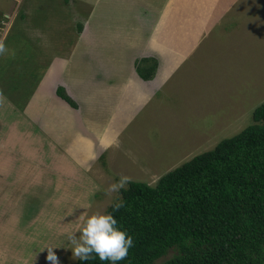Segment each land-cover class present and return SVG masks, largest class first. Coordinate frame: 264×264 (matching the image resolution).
Here are the masks:
<instances>
[{
  "label": "rangeland",
  "instance_id": "obj_1",
  "mask_svg": "<svg viewBox=\"0 0 264 264\" xmlns=\"http://www.w3.org/2000/svg\"><path fill=\"white\" fill-rule=\"evenodd\" d=\"M72 8L62 0H0V43L6 49L0 54V93L11 104L0 100V138L7 136L9 127L36 136L40 143L33 147L42 148L37 156L42 163L38 166L37 160L35 170L45 169L42 174L48 179L32 182L37 194L30 193L27 206L6 207L4 217L0 210V229L6 228L4 221H16L15 227L23 228L19 237L14 238L13 230L4 239H13L20 254L35 253L32 262L38 250L45 256L52 248L57 264H76L68 235L75 232L79 237L88 216L107 212L121 198L106 191L110 184L127 176L155 186L162 176L252 124L253 112L264 103V0H238L195 47L182 48L188 52L184 59L182 54L173 56L175 48L167 36L152 40L150 48L158 59L143 56L146 38L132 49L120 47L123 54L116 61L96 51L98 57L90 43L79 44L84 23L72 22ZM78 46L83 53L76 51ZM60 57L68 75L47 80ZM138 68L143 73L154 69L146 85H139ZM91 78L97 80L90 88L95 105L81 86ZM46 80L50 90L46 86L43 96L38 93L28 111L31 97ZM61 82L70 84L69 91ZM115 84H123L122 89ZM58 88L76 104L66 102L67 116L65 107H58L63 118L42 101ZM145 89L153 94L143 103ZM87 118L108 123L112 136L103 141ZM77 140L85 146L77 149ZM56 172L64 175L56 177ZM4 184L0 182V192ZM28 233L32 242L24 244Z\"/></svg>",
  "mask_w": 264,
  "mask_h": 264
},
{
  "label": "trees",
  "instance_id": "obj_2",
  "mask_svg": "<svg viewBox=\"0 0 264 264\" xmlns=\"http://www.w3.org/2000/svg\"><path fill=\"white\" fill-rule=\"evenodd\" d=\"M153 71L138 68L144 80ZM57 95L76 107L63 88ZM252 118L155 186L130 181L121 189L124 206L107 212L134 243L117 264H264V103Z\"/></svg>",
  "mask_w": 264,
  "mask_h": 264
},
{
  "label": "crops",
  "instance_id": "obj_3",
  "mask_svg": "<svg viewBox=\"0 0 264 264\" xmlns=\"http://www.w3.org/2000/svg\"><path fill=\"white\" fill-rule=\"evenodd\" d=\"M237 1L238 0H68L66 2V0H62L63 4H66V6L71 5L73 7L70 12V15L72 14L73 17L72 22L84 23L82 32L83 37L79 44H82L83 47L85 45L84 43H90L89 49L91 47L94 48L90 49L91 52L96 53L98 57H100L99 53L107 55L109 57V59L108 57L107 59L110 62L120 58L117 55L123 54V50H121L123 49L122 47L132 49L136 46L135 44L138 41H142L144 38L147 39L145 46L148 45V47H142L143 56L154 54L158 59V53L155 52L153 48H150V46L153 45L152 40L154 37L161 39L164 36L170 37L169 39L172 41L175 48L171 50L172 53L175 54L173 56L176 57L182 54L184 59L188 52L184 51L182 48L188 47L191 49V47H195L196 44L200 42L201 38L214 27L215 23L221 22L228 16V12L231 11L232 6ZM175 44H178L177 47ZM120 47L121 49H119ZM80 48L81 47L78 46L76 51L79 50L81 52ZM71 50H73V48ZM66 51H68V49ZM178 64H176L174 68H176ZM63 65L66 66V63H64V60L61 58L60 62L58 61L53 65L52 72L48 75L47 80L61 73L68 75L69 68H62ZM137 77L139 78V85L143 86L149 83V80L146 81L138 75ZM47 80L42 84L41 88H39L40 90L37 89L35 94L31 97L28 111H32L34 103L36 104L39 97L43 96L42 92L46 90V86L48 91L50 90L51 83ZM78 80L79 79H77V81ZM74 81L75 80H73L71 84L75 83ZM87 82L88 81H85V84L82 83L81 86L82 88H86L85 93L88 95L87 101L89 102L91 99L94 103L96 101H94V96L90 95V88L97 83V80L91 78V82L86 85ZM60 84L67 89L70 87V84L67 82H61ZM116 86L118 90H120L123 84H118ZM38 93H40L39 97ZM152 94V90L145 89L143 93V103H145ZM0 95L1 97L2 95L4 96L2 93H0ZM124 98L127 99L126 96ZM0 100L5 101L8 106L11 105L5 96L4 99L0 98ZM42 101H44L45 108H49L47 105V102H49L51 104L50 110L54 111L55 115L60 116V118H63L61 117L63 114L59 111L58 107L62 109L65 107V116H67L66 110H68V105L65 100L57 95V90L53 95L48 96ZM95 104L96 103H94V105ZM136 107L133 108L132 113ZM91 108L88 109V112L92 114V116H95L96 112ZM34 114H39V112H35ZM122 114L126 115L127 113ZM132 115L133 114L130 116L131 118ZM1 117L4 118L3 115H1ZM101 117L102 115H100V118ZM87 121L88 125L95 133L102 132L105 135L103 141L108 140L110 138L109 136H112L109 132L110 125L108 123L89 118H87ZM127 123L128 122L125 124ZM14 124L17 125V123ZM20 130V128L9 127L8 131L5 133L7 136L5 138H0V182L5 183V189H1L0 192V195H2V197L0 196V210H3V217L8 214L6 213L7 209L11 207H23L28 205V200H30L31 197L30 193L32 194L35 192V194H37L36 189L33 188L32 182L38 184L40 180L41 182L48 180L44 177L45 169L40 168L35 170V167H37L36 165L38 164L39 166V163H42V161L37 158V156H41L42 148L38 150V148L36 146L33 147V145L40 143V140L30 132L28 134L21 133ZM45 132L47 133V131ZM43 139H45V137H41L42 141ZM50 143L52 146H55L54 143ZM100 145L101 147H107L104 142H100ZM16 152L18 153L16 154ZM16 156H20V159H15ZM42 171H44V174H42ZM55 175L59 177L64 174L62 172H56ZM12 193L15 194L14 197H11ZM2 201L4 202L3 204ZM4 224L6 228L0 229V264L49 263L50 260L46 259L47 255L43 256L44 254H41V252L39 253V250L36 253L39 259L36 258L35 262L29 259L31 255L35 256V253L31 254L24 251L20 254L19 251L15 249L16 242L13 239L9 240L4 238H7V235L13 230L16 233L14 238L19 237L17 234H21L20 229L23 230V228L20 227L19 229L15 227L16 221H4ZM31 237V234H26L23 243L28 244L32 242ZM19 243L21 245L22 239Z\"/></svg>",
  "mask_w": 264,
  "mask_h": 264
},
{
  "label": "clouds",
  "instance_id": "obj_4",
  "mask_svg": "<svg viewBox=\"0 0 264 264\" xmlns=\"http://www.w3.org/2000/svg\"><path fill=\"white\" fill-rule=\"evenodd\" d=\"M6 51L0 43V54ZM130 182L127 176H121L110 184L106 190L108 193L118 194ZM124 206L123 199L117 198L111 205L113 211ZM76 237L75 232L69 233L68 239L72 244V254L80 261H88L98 258L100 261H108V264H117L128 255V250L133 246V238L130 234L118 226L116 218L110 212L94 213L87 217ZM46 259L52 264H57L56 254L52 248H48Z\"/></svg>",
  "mask_w": 264,
  "mask_h": 264
},
{
  "label": "bare ground",
  "instance_id": "obj_5",
  "mask_svg": "<svg viewBox=\"0 0 264 264\" xmlns=\"http://www.w3.org/2000/svg\"><path fill=\"white\" fill-rule=\"evenodd\" d=\"M102 133V132H101ZM101 137H102V140H103V138L105 137V135L102 133L101 134ZM79 140V139H78ZM78 140H77V144H76V147H77V149L78 148H80V147H82V146H85V144H84V142H82V140H81V142H80V144H81V146L78 144ZM71 152L70 153H73L74 151L73 150H70ZM73 158L75 157L74 155H71ZM52 174V173H51ZM36 176V175H35ZM49 176V175H48ZM78 261V260H77Z\"/></svg>",
  "mask_w": 264,
  "mask_h": 264
}]
</instances>
